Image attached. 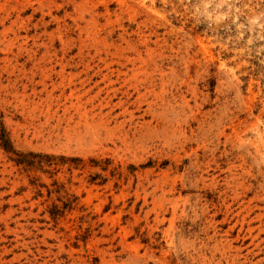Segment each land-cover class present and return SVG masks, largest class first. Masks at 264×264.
Listing matches in <instances>:
<instances>
[{
  "label": "rangeland",
  "instance_id": "1",
  "mask_svg": "<svg viewBox=\"0 0 264 264\" xmlns=\"http://www.w3.org/2000/svg\"><path fill=\"white\" fill-rule=\"evenodd\" d=\"M0 264H264V0H0Z\"/></svg>",
  "mask_w": 264,
  "mask_h": 264
}]
</instances>
